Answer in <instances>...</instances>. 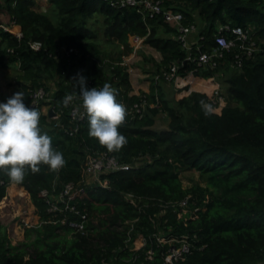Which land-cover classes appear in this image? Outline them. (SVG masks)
Here are the masks:
<instances>
[{
	"label": "trees",
	"instance_id": "1",
	"mask_svg": "<svg viewBox=\"0 0 264 264\" xmlns=\"http://www.w3.org/2000/svg\"><path fill=\"white\" fill-rule=\"evenodd\" d=\"M47 2L44 10H38V0H0V22L22 33L17 38L0 28V68L17 70L18 91L25 93L28 107L32 90L42 87L48 92L43 103L59 113L58 120L40 113L39 127L52 137L66 163L57 175L46 164H40L37 172L25 166L20 183L11 182L6 168H0V213L17 201L24 204L27 221L32 223L33 214L37 220L23 226L24 239L16 244L0 221V264H167L170 249L184 239L189 249L176 264L263 262L264 0H162L164 8L181 13L183 24L197 26L202 50L215 45L220 26L251 28L255 51L244 58L241 68L233 65L239 51L235 47L216 69L195 71L224 86L220 92L224 105L210 116L204 115L199 103L205 99L216 106L207 94L191 91L176 99L171 93L173 84L164 73L185 58L186 49L175 38L176 28L160 15L149 17L137 6L121 5V0ZM98 32L116 47L115 57L102 49ZM130 35L142 37L161 55L155 60L141 54L144 64L150 65L144 69L150 85L139 94L130 93V72L121 63L132 49ZM194 38L191 35L190 40ZM34 41L40 43L38 50L29 47ZM61 46L74 51L66 53L59 50ZM192 67L186 62L177 72L183 75ZM77 72L86 77L89 88L111 84L117 100L126 106L119 131L127 143L110 153L131 164L128 170L102 175L108 186L88 185L76 197L87 213L84 233L55 220L40 195L54 180L57 189L77 180L87 152L108 151L89 135L87 116L74 136L55 125L71 124L69 107L62 103L66 94L82 102L72 81ZM156 74L160 79L155 80ZM200 83L194 81L196 87ZM6 98L0 96V101ZM142 100L145 107L139 115L133 104ZM160 115L166 127L156 129ZM184 170H194L198 180L185 187L179 175ZM126 194H132L134 202ZM138 237L141 245L135 248Z\"/></svg>",
	"mask_w": 264,
	"mask_h": 264
},
{
	"label": "built area",
	"instance_id": "2",
	"mask_svg": "<svg viewBox=\"0 0 264 264\" xmlns=\"http://www.w3.org/2000/svg\"><path fill=\"white\" fill-rule=\"evenodd\" d=\"M38 1H42L43 3L47 2V0ZM125 3L131 6H137L141 10L146 11L149 17L160 15L164 21L170 23L176 28L177 34L175 35V38L180 42L181 46L186 49V56L184 59L172 63L169 70L164 73V77L167 81L172 83L178 81L177 85L180 82L179 80H183L186 77H199L195 75V71L199 70L201 67L216 69L221 62V59L225 56V53L230 52L235 47H238L239 50L233 57V65L236 68H241L244 58L251 56L255 51V42L251 38L250 27L244 29L240 26H220L214 35L215 45L211 50L207 51L202 50L198 46L199 36L196 35L198 33L197 26L192 23L183 24L181 13L169 8H164L162 6V0H121L120 2L121 5H124ZM0 28L13 32L17 38L22 37L21 31L13 29L14 27L10 24L0 22ZM223 30L228 32L229 35L223 33ZM191 35H195V38L192 41L190 40ZM134 39L141 40V37L135 35ZM193 44L195 46L192 48ZM29 47L38 50L40 43L35 41L30 42ZM59 50L65 51L66 53L74 51L73 48H67L65 46H61ZM186 62L192 63L193 67L184 70L183 75H179L177 70ZM121 63L126 64L124 58ZM154 78L155 80H158L160 79V75L156 74ZM211 78L213 79L214 77ZM209 97L213 102H217V104L224 103V99L218 88L214 89ZM45 100H48V92L42 87L35 88L30 93L29 106L35 107L41 114L48 115L49 107L43 103ZM68 107L69 122L71 123L70 126L60 124L59 122H56L55 125L61 128L65 134L74 136L78 132L79 123L87 115L82 102H76L75 98L68 104ZM133 107L139 115H142L145 107V100H142L141 104L134 103ZM58 116L59 113H54L52 116L48 117L57 121ZM130 166V163L119 161L113 154L106 150L87 152L80 165V174L77 180L64 182L59 189L56 188V180H54L49 188L45 187L40 190V195L46 203L47 211L52 217H55V220H60L62 223H66L76 232L84 233L87 213L79 207L76 197L83 193L88 185L99 184L103 187L108 186L107 179L101 178L102 175L118 170H128ZM60 169L55 170L56 175ZM0 183H2V180H0ZM126 198L129 201L134 202L132 194H126ZM185 204L186 201L182 202L181 206H184ZM183 212H186V210H183ZM29 223L31 222L25 220V224L30 225ZM188 249L187 241H185V239L182 240L180 246L172 247L170 249V254L165 257V262L167 264H176V259H178L182 253L187 252ZM259 264H264V261Z\"/></svg>",
	"mask_w": 264,
	"mask_h": 264
},
{
	"label": "clouds",
	"instance_id": "3",
	"mask_svg": "<svg viewBox=\"0 0 264 264\" xmlns=\"http://www.w3.org/2000/svg\"><path fill=\"white\" fill-rule=\"evenodd\" d=\"M88 119V133L109 152L119 151L127 143L119 126L125 121L126 106L117 100V91L109 83L102 87H87L86 77L77 72L72 78ZM25 93L16 91L0 101V168H6L9 180L20 183L25 179L26 167L39 171L40 164L51 170L60 169L66 160L61 151L52 144V137L39 127L40 112L24 102ZM74 97L66 94L64 106ZM200 106L205 116L216 109L209 100L201 99Z\"/></svg>",
	"mask_w": 264,
	"mask_h": 264
},
{
	"label": "rangeland",
	"instance_id": "4",
	"mask_svg": "<svg viewBox=\"0 0 264 264\" xmlns=\"http://www.w3.org/2000/svg\"><path fill=\"white\" fill-rule=\"evenodd\" d=\"M39 3H37V7H38L37 9L38 10H41L39 7H41L44 10L48 4V2L43 3L42 1H39ZM98 33H99L98 36H99V41H100V44L102 46V49L105 52L109 51L112 54V56L115 57L117 55L116 47L112 44L105 42V40H103V38L101 37V33L100 32H98ZM133 36H135V35H130L129 37H133ZM146 45H148V44H146ZM138 53H139V50H138ZM127 54H124V56ZM124 56H123V58L126 59ZM149 56H151V55H149ZM138 57L140 59L137 61H133L131 66H133V67L136 66L137 69L142 70L144 68L147 70L150 67V65L148 63H147L148 65H145L143 60L141 61L140 53L138 54ZM16 74H17V70H15L13 67L0 68V96L1 97H9L14 92L18 91L19 86H18V83L16 80ZM193 80L197 81V79H193ZM181 82L185 83V80H182ZM191 86L196 87V85L194 83L192 84V80H191ZM209 87H211V85L206 83V89H210ZM181 90L182 89H180L178 87L172 86L171 87V93L173 94V97L178 99L177 97H180V95L182 94ZM196 90H198V89H196ZM223 92H224V89L222 90V94H223ZM219 105L220 104L216 103V106H215L216 112H218L220 110ZM165 127H166L165 117L163 115L158 116L156 121H155L154 128L163 129ZM179 175H180L182 183L185 187L189 186L191 184L192 180H198V175L194 170H188V171L184 170V171L180 172ZM15 193L16 192L13 191L12 194H15ZM17 193H19V192H17ZM15 200H17V198ZM1 205H3V204H1ZM10 205L11 206L9 208L3 209V211L0 213V221L6 227V231L8 233V237H9L11 243L16 244L17 242L22 241L24 239L23 226L27 225V224H25V220H27V217L24 215V212H23V210H24L23 205L24 204L20 205L16 201L15 204H13V202H11ZM35 217L36 216L33 214L32 215V223H29L30 225H35V222H37ZM140 245H141V239H140V237H138L134 241V247L138 248Z\"/></svg>",
	"mask_w": 264,
	"mask_h": 264
},
{
	"label": "crops",
	"instance_id": "5",
	"mask_svg": "<svg viewBox=\"0 0 264 264\" xmlns=\"http://www.w3.org/2000/svg\"><path fill=\"white\" fill-rule=\"evenodd\" d=\"M128 43L129 45L132 47L131 51L127 54V55H123L126 59V65H127V69L130 72V81H131V92L132 94H139L140 92H145L148 90L149 85H150V80H149V73L144 71V68L141 69H137L136 66L133 67L132 62L133 61H137L140 58L138 57V54H145L146 56L151 55L155 60H160L161 59V55L160 53L154 49L151 46H148L144 43L143 38L141 37V40H135L134 36L133 37H129L128 38ZM139 50V53H138ZM141 61H142V55H141ZM193 79H197V82H201L198 87H192L191 86V80H192V84L194 83ZM185 83L181 82V80H179V86L177 85V82L172 83L173 86L178 87L181 90L182 94L180 95V97H177L178 99L186 96L189 92L191 91H199V92H203L205 94H207L208 96H210L212 94V92L214 91V89L218 88L219 91L221 92L223 90V85L219 83V81L216 78H201V77H186L185 79ZM206 83L210 84L211 87L209 90H200L202 88H206ZM182 86V87H181ZM198 89V90H196ZM177 91V90H176ZM224 105V103H220L219 105V109Z\"/></svg>",
	"mask_w": 264,
	"mask_h": 264
},
{
	"label": "water",
	"instance_id": "6",
	"mask_svg": "<svg viewBox=\"0 0 264 264\" xmlns=\"http://www.w3.org/2000/svg\"><path fill=\"white\" fill-rule=\"evenodd\" d=\"M54 114V112H53V110L50 108L49 110H48V115L49 116H52Z\"/></svg>",
	"mask_w": 264,
	"mask_h": 264
}]
</instances>
